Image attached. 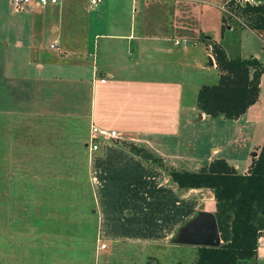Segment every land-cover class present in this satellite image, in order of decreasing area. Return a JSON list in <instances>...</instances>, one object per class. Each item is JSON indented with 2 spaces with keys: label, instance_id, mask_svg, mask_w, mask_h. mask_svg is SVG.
I'll return each mask as SVG.
<instances>
[{
  "label": "crops",
  "instance_id": "1",
  "mask_svg": "<svg viewBox=\"0 0 264 264\" xmlns=\"http://www.w3.org/2000/svg\"><path fill=\"white\" fill-rule=\"evenodd\" d=\"M200 3L104 0L97 8L91 6L97 15L86 29L88 34H74L85 30L77 17L74 25L60 20L59 26L51 28L56 35L54 43H59L62 52L75 56L77 65L72 70L82 71L80 75L92 83L91 124L115 130L120 136L117 141H101L98 151L86 144L96 207L92 216L98 239L107 245L106 249L97 246L95 255L108 250L109 244L166 246L199 212L211 209L204 205L212 197L203 193L211 191L180 192L158 164L129 148L132 144L145 149L178 171L194 172V168L209 165L203 166V159H217L183 150L198 126L211 118L198 107V93L204 83L198 77L199 72H210L209 67L216 70L203 62L204 53L211 47L204 40L213 41L222 35L219 14L213 16L212 10ZM213 17L215 24L208 25ZM69 29L72 31L67 32ZM35 43L34 38L28 41L25 36L17 46L34 53ZM11 45L6 43L5 48ZM207 55L210 60L209 52ZM194 84L199 89L188 100V89ZM213 152L219 155V149ZM187 164L189 170L184 168ZM17 228L27 230L26 223L8 221V226H0V264H53V251H44L41 238L27 237L25 232L18 237L6 235ZM66 258L77 264L94 261L92 255ZM247 264H264L261 241L258 258Z\"/></svg>",
  "mask_w": 264,
  "mask_h": 264
},
{
  "label": "rangeland",
  "instance_id": "2",
  "mask_svg": "<svg viewBox=\"0 0 264 264\" xmlns=\"http://www.w3.org/2000/svg\"><path fill=\"white\" fill-rule=\"evenodd\" d=\"M193 1L221 18L224 29L213 44L223 46L232 59L253 57L264 63L263 32L252 30L243 17L228 16L221 10L224 0ZM256 2L264 5V0ZM95 15L90 0H63L49 9L23 13L16 12L10 0H0V226H8V221L26 223L27 230L17 228L6 235L18 237L25 232L27 237L41 238L44 251H53V264H77L67 262L66 256L91 255L92 264H196L197 248L173 242L166 246L109 244L108 250L95 255L96 247L105 243L98 239L92 216L96 207L86 147L92 126V83L80 75L82 71L72 70L77 63L71 52H62L60 46L51 49L56 38L51 28L59 26L60 20L74 25L77 17L85 30L74 34H85ZM209 23L214 25L215 18ZM25 36L28 41L34 38L36 52L17 46ZM6 43H12L10 48H5ZM208 49L203 62L210 64L209 52L216 70L209 67L210 72H199L203 84L215 83L220 75L214 52ZM195 84L188 89V100L199 89ZM245 115L238 120L209 118L183 150L225 159L239 174H247L255 152L264 144V73L260 99ZM211 162L203 159V166ZM203 193L212 197L204 207L215 212L213 193Z\"/></svg>",
  "mask_w": 264,
  "mask_h": 264
},
{
  "label": "trees",
  "instance_id": "3",
  "mask_svg": "<svg viewBox=\"0 0 264 264\" xmlns=\"http://www.w3.org/2000/svg\"><path fill=\"white\" fill-rule=\"evenodd\" d=\"M236 10V16L245 18L252 30L264 33L263 4L238 6ZM204 42L214 52L220 75L215 83L201 86L198 107L211 118L238 120L260 99L264 65L253 57L232 59L220 44ZM129 148L144 160L158 164L180 192L197 189L213 193L222 245L195 247L196 264H247L258 258L260 241L264 249V144L255 152L257 156L247 174H239L225 159H215L197 172L178 171L167 168L145 149L132 144Z\"/></svg>",
  "mask_w": 264,
  "mask_h": 264
},
{
  "label": "built area",
  "instance_id": "4",
  "mask_svg": "<svg viewBox=\"0 0 264 264\" xmlns=\"http://www.w3.org/2000/svg\"><path fill=\"white\" fill-rule=\"evenodd\" d=\"M63 0H10L11 7L19 13H23L26 11H30L32 9H38V10H45L48 7H53L61 4ZM223 6H221V10H223L228 16L235 18L236 13L230 9V11L227 9L228 7L234 8V11L237 9V7L245 8L247 6H258L261 5V3H257L256 0H224ZM102 3V0H90V4L92 8H97ZM226 15V16H227ZM227 16V17H228ZM226 17V18H227ZM261 37L262 41V49H263V56H264V33ZM59 43H54L51 45V49H59ZM210 49H212L210 47ZM264 65V63H263ZM120 136L117 131L110 130L102 127H98L96 125L91 126L90 130V137H89V147L92 151H98L100 149V142L105 141H117L119 140ZM106 244L101 245V249H106Z\"/></svg>",
  "mask_w": 264,
  "mask_h": 264
},
{
  "label": "water",
  "instance_id": "5",
  "mask_svg": "<svg viewBox=\"0 0 264 264\" xmlns=\"http://www.w3.org/2000/svg\"><path fill=\"white\" fill-rule=\"evenodd\" d=\"M211 65L214 64L210 57ZM256 157L257 154L255 153ZM169 169L173 166H167ZM173 244L192 247L218 248L222 245V239L216 219L211 211H201L190 222L182 226L177 235L172 239Z\"/></svg>",
  "mask_w": 264,
  "mask_h": 264
}]
</instances>
